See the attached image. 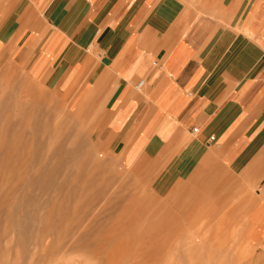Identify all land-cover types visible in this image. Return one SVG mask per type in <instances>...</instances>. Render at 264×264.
Instances as JSON below:
<instances>
[{
    "label": "crops",
    "instance_id": "obj_1",
    "mask_svg": "<svg viewBox=\"0 0 264 264\" xmlns=\"http://www.w3.org/2000/svg\"><path fill=\"white\" fill-rule=\"evenodd\" d=\"M16 44L138 170L207 166L262 188L264 241V0H0V61Z\"/></svg>",
    "mask_w": 264,
    "mask_h": 264
},
{
    "label": "rangeland",
    "instance_id": "obj_2",
    "mask_svg": "<svg viewBox=\"0 0 264 264\" xmlns=\"http://www.w3.org/2000/svg\"><path fill=\"white\" fill-rule=\"evenodd\" d=\"M19 53L0 61V264H264L262 188L207 166L138 170Z\"/></svg>",
    "mask_w": 264,
    "mask_h": 264
},
{
    "label": "built area",
    "instance_id": "obj_3",
    "mask_svg": "<svg viewBox=\"0 0 264 264\" xmlns=\"http://www.w3.org/2000/svg\"><path fill=\"white\" fill-rule=\"evenodd\" d=\"M145 85V80L144 79H140L137 84H136V88L139 92L142 91L143 87ZM194 132H198V128H194L193 129Z\"/></svg>",
    "mask_w": 264,
    "mask_h": 264
}]
</instances>
